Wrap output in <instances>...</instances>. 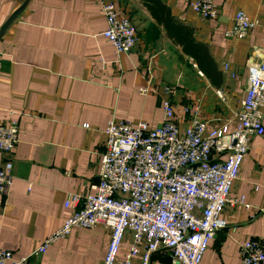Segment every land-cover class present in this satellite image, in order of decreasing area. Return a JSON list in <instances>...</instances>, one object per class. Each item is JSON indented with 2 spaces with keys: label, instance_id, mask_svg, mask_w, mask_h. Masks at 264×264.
<instances>
[{
  "label": "crops",
  "instance_id": "0c3cea01",
  "mask_svg": "<svg viewBox=\"0 0 264 264\" xmlns=\"http://www.w3.org/2000/svg\"><path fill=\"white\" fill-rule=\"evenodd\" d=\"M24 1L0 0V28ZM116 1L138 22L137 44L118 56L103 35L107 20L97 0H30L0 40V119L20 123L12 184L0 192V247L28 257L24 264H103L110 231L102 225L75 227L45 253L33 252L72 213L64 205L68 194H86L98 182L110 120L161 124L169 86L182 128L196 108L218 126L240 110L248 63L263 57L264 0H214L219 16L210 19L188 0H163L209 47L220 78L188 59L152 15L151 0ZM238 11L257 24L244 38H228ZM231 198L244 203L227 204V227L216 232L202 264H242L240 245L264 236V136L251 137ZM151 264L173 263L159 251Z\"/></svg>",
  "mask_w": 264,
  "mask_h": 264
},
{
  "label": "built area",
  "instance_id": "2783aa9c",
  "mask_svg": "<svg viewBox=\"0 0 264 264\" xmlns=\"http://www.w3.org/2000/svg\"><path fill=\"white\" fill-rule=\"evenodd\" d=\"M107 20L103 35L120 55L135 47L137 28L116 0H97ZM200 16L217 18L214 0H188ZM257 22L244 11L232 18L228 38H244ZM248 63L245 95L239 111L218 126L198 114L182 128L166 86L164 120L157 126L145 120H110L105 149L98 166V182L86 194L69 193L65 207L72 213L62 226L33 252L40 255L73 228L102 225L110 231L103 264H151L153 254L165 251L173 264H202L211 240L227 227L222 212L233 200L231 192L254 135L264 136V51ZM227 67V66H226ZM145 94L148 88H140ZM223 98L220 92L217 93ZM188 111L187 108H185ZM85 127H89L85 124ZM18 120L0 119V192L12 184L13 150L19 140ZM242 264H264V236L240 245ZM26 256L0 247V264H24Z\"/></svg>",
  "mask_w": 264,
  "mask_h": 264
},
{
  "label": "trees",
  "instance_id": "16d2710c",
  "mask_svg": "<svg viewBox=\"0 0 264 264\" xmlns=\"http://www.w3.org/2000/svg\"><path fill=\"white\" fill-rule=\"evenodd\" d=\"M149 7L157 21L164 24L169 37L182 47L184 54L189 57L188 59L193 60L207 76L221 77L209 47L195 38L191 27L186 26L172 16L169 7L163 0H151Z\"/></svg>",
  "mask_w": 264,
  "mask_h": 264
},
{
  "label": "water",
  "instance_id": "95a60500",
  "mask_svg": "<svg viewBox=\"0 0 264 264\" xmlns=\"http://www.w3.org/2000/svg\"><path fill=\"white\" fill-rule=\"evenodd\" d=\"M30 0H25L6 20V22L3 24V26L0 28V40L2 37L7 33L8 29L12 25V23L15 21V19L21 14V12L24 10V8L27 6Z\"/></svg>",
  "mask_w": 264,
  "mask_h": 264
},
{
  "label": "rangeland",
  "instance_id": "374dc122",
  "mask_svg": "<svg viewBox=\"0 0 264 264\" xmlns=\"http://www.w3.org/2000/svg\"><path fill=\"white\" fill-rule=\"evenodd\" d=\"M127 14V13H126ZM128 15V14H127ZM129 16V15H128ZM130 17V16H129ZM131 18V17H130ZM131 20L133 21L134 25L136 26L137 28V31H138V22L136 21V19H133L131 18Z\"/></svg>",
  "mask_w": 264,
  "mask_h": 264
}]
</instances>
